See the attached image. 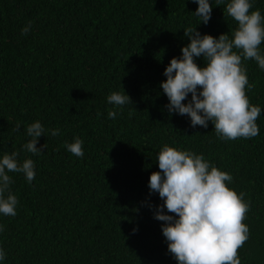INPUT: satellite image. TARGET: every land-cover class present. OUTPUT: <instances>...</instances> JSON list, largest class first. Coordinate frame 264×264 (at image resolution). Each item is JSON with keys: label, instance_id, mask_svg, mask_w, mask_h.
Listing matches in <instances>:
<instances>
[{"label": "trees", "instance_id": "16d2710c", "mask_svg": "<svg viewBox=\"0 0 264 264\" xmlns=\"http://www.w3.org/2000/svg\"><path fill=\"white\" fill-rule=\"evenodd\" d=\"M212 7L204 25L192 0H0V156L15 151L36 164L31 183L8 173L19 204L16 216L0 215L5 264H177L154 218L163 200L148 187L164 145L203 154L232 175L228 186L250 202L238 256L264 264V113L258 136L224 140L211 121L193 128L187 115L169 114L160 87L190 43L184 29L232 37L238 23L226 5ZM257 9L264 15V0H253L250 12ZM242 65L249 102L264 109V70L251 59ZM123 90L131 104L107 103ZM37 120L61 132L39 138L42 155L22 149ZM74 137L84 141L82 158L64 146Z\"/></svg>", "mask_w": 264, "mask_h": 264}, {"label": "clouds", "instance_id": "9594fccd", "mask_svg": "<svg viewBox=\"0 0 264 264\" xmlns=\"http://www.w3.org/2000/svg\"><path fill=\"white\" fill-rule=\"evenodd\" d=\"M198 5L195 17L207 25L213 11V0H192ZM217 6L226 5L224 12L238 23L232 33L218 38L201 35L196 28L184 29L190 41L181 48L182 55L171 59L160 87L169 103V114L187 115L193 128L214 125L217 136L224 140L250 139L260 134L256 123L264 113L260 106L252 105L245 88L251 90L247 70L242 60H254L264 70V15L251 11L253 0H214ZM29 22L21 29L23 35L31 30ZM199 23V24H200ZM239 50V51H236ZM203 57L205 66L196 59ZM191 94V99L183 103ZM107 103L122 109L131 104L123 90L112 92ZM134 110V109H133ZM117 111L109 110L108 118L116 119ZM20 125H17V131ZM55 137L60 129H46L37 120L26 128L31 139L22 149L33 155H42L37 148L39 138L47 134ZM66 143V150L82 158L84 141L74 137ZM42 148H47V144ZM19 152L0 156V215L16 216L19 201L11 191L12 178L8 173H23L29 183L36 177V164L32 159L21 163ZM161 171L149 178L150 195L158 193L163 204L157 206L154 218L162 221L161 231L167 241L168 252L177 264H241L238 249L249 238V228L243 223L250 210L245 193L237 194L228 184L231 174L208 161L203 154L164 145L156 156ZM227 182V183H226ZM165 209L168 213L165 214ZM4 226L0 225V232ZM135 231V230H134ZM6 252L0 247V264H5Z\"/></svg>", "mask_w": 264, "mask_h": 264}]
</instances>
